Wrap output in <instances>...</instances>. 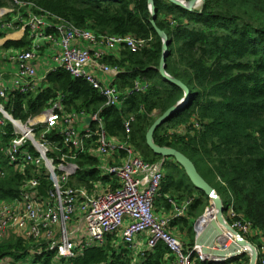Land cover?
Segmentation results:
<instances>
[{"label": "trees", "instance_id": "16d2710c", "mask_svg": "<svg viewBox=\"0 0 264 264\" xmlns=\"http://www.w3.org/2000/svg\"><path fill=\"white\" fill-rule=\"evenodd\" d=\"M19 1L33 3L42 11L98 35L143 40L135 51L122 44L100 59L121 71L114 81L120 93L119 107L105 106L99 91L61 68L46 75L45 87L27 93L13 90L0 102L15 118L26 120L40 114L48 101L59 94L66 112L98 113L109 137L127 141L147 162L162 161L164 178L156 205L171 217L176 205L189 200L184 214L172 218L168 227L174 224L185 228L184 248L190 250L195 237L190 222L203 214L209 198L194 188L174 159H163L145 144L146 131L153 121L184 96L158 72L163 38L150 23L148 0ZM153 4L155 24L168 41L166 72L190 91L185 105L156 129L154 141L179 150L194 163L220 197L229 223L227 211L231 208L238 219L250 224L253 232L246 236L257 249L256 264H264V0H201L199 7L194 5L191 9L168 0H153ZM0 7L16 8L12 0H0ZM19 11L25 16L24 8ZM11 18L7 15L5 20ZM27 35L24 29L20 38L11 39L0 29L3 49H28ZM137 81L143 89H135ZM90 127L96 128L93 123ZM2 128L7 134L0 135V166L5 171L0 178V199H10L33 175V168L26 165L21 173L8 164L2 148L12 137L11 128L8 124ZM179 128L184 132H175ZM45 138L55 159L70 155L58 130H51ZM67 160L78 165L71 185L93 191V182L110 180L109 176L99 175L95 168L98 161L89 153H77ZM50 187L47 177H38L36 189L41 199H45ZM224 263L248 264L249 256L244 253ZM0 264L174 263L162 242L151 250L135 252L120 243L117 234H110L101 246H77L74 257L62 259L48 249L45 240L34 241L17 234L0 241ZM194 264L216 263L194 260Z\"/></svg>", "mask_w": 264, "mask_h": 264}, {"label": "built area", "instance_id": "2783aa9c", "mask_svg": "<svg viewBox=\"0 0 264 264\" xmlns=\"http://www.w3.org/2000/svg\"><path fill=\"white\" fill-rule=\"evenodd\" d=\"M12 1L16 8L0 7V29L5 30L7 36L18 34V38L26 29L30 44L28 49H9L4 56L10 70L0 73V99L13 90L27 93L46 86L45 77L36 75L35 64L41 52L47 49L56 68L85 80L105 98V106H120V93L114 81L121 71L100 59L122 44L135 51L143 45V40L98 35L42 11L33 3ZM19 8L25 9V16ZM7 15L12 18L5 20ZM100 73L106 74L109 81H101ZM140 88L144 86L137 81L135 89ZM86 117L90 118L89 123L85 122ZM91 123L95 124V130L90 127ZM5 124L11 128L12 135L2 148L8 164L21 173L30 165L33 175L24 181L17 196L0 202V241L10 234L34 241L43 239L58 258L69 259L75 256L77 246H101L108 235L119 233L129 249L134 248L138 239L143 240L144 248L149 250L159 242L164 243L174 264L210 261L195 244L190 250L185 249L181 240L168 229L172 218L184 214L189 200L176 205L171 217L156 214V197L164 178L162 161L147 162L127 141L109 137L98 113H68L58 94L40 114L26 120L15 118L0 102V135L7 134L2 128ZM124 127L128 133L129 121ZM51 130L60 132L62 144L69 148L70 155L62 154L59 159L50 155L52 149L45 135ZM84 152L97 159L95 168L99 175L110 178L107 182H93V191L70 184L78 165L67 158L72 160L75 154ZM4 176L5 171L0 166V178ZM41 176L51 182L45 199H41L36 189ZM227 216L231 223L225 218L226 222L249 241L244 235L253 232L250 224L238 219L231 208ZM71 217L80 225H68ZM79 227L84 228L85 236H80ZM200 231L198 225L194 226L195 235ZM229 233L216 239L215 247L233 243L236 236ZM228 259L231 258L221 263Z\"/></svg>", "mask_w": 264, "mask_h": 264}, {"label": "water", "instance_id": "95a60500", "mask_svg": "<svg viewBox=\"0 0 264 264\" xmlns=\"http://www.w3.org/2000/svg\"><path fill=\"white\" fill-rule=\"evenodd\" d=\"M178 6L186 9H191L192 6L199 3L201 0H168ZM152 19L150 23L159 36L163 38L162 50L163 54L159 62L158 72L160 76L167 82L173 84L180 90H182L184 96L182 100L175 105L169 107L161 115H159L153 123L149 126L145 134L146 146L156 155L161 156L163 159L172 158L174 159L184 170L185 175L191 184L209 198V201L213 203L216 208V215L208 221V223L201 229V231L195 235L194 244L200 247V251L205 259H210L216 263H221L226 258H233L241 254L246 253L249 256L248 264H256L257 249L249 241L245 240L236 230H234L224 218V206L222 201L213 187L199 174L194 163L179 150L170 146H161L154 141V132L156 129L163 124L176 110L181 109L188 101L190 91L188 87L179 79L170 76L166 72L165 60L167 54L168 41L165 33L160 30L155 24V7L153 0H148ZM85 122L89 123L90 118L86 117ZM204 213L200 215L194 222V226L198 225L201 221ZM225 228L232 234H234L235 240L229 246H216L215 241L223 234Z\"/></svg>", "mask_w": 264, "mask_h": 264}, {"label": "crops", "instance_id": "0c3cea01", "mask_svg": "<svg viewBox=\"0 0 264 264\" xmlns=\"http://www.w3.org/2000/svg\"><path fill=\"white\" fill-rule=\"evenodd\" d=\"M18 34H16V35H14V34H10V35H8L7 37H9V38H11V39H18ZM2 45H3V41H2V43H1V41H0V48L1 49H3V47H2ZM9 49H12V48H7L6 49V53H5V55L7 54V53H9ZM115 51V50H114ZM114 51H111L110 53H114ZM3 57H2V61L0 62V73L1 72H5V71H9L10 70V66H9V64H8V62L5 60V58H4V55H2ZM36 70H37V73L40 75V77H41V75H42V77L45 75V77H46V75L48 74V73H50L51 71H54L55 69H57L56 68V66L54 65V60H53V57H52V54H51V52H48V50L46 49V50H43L42 52H41V54H40V56H39V58H38V60L36 61ZM44 74V75H43ZM99 79L101 80V81H103V82H108L109 81V77L106 75V74H102V73H100V75H99ZM4 199H0V202L1 201H3ZM155 211H156V214L158 215V216H161V217H167V216H169L167 213H168V211H163V208L162 207H158L157 205L155 206ZM205 213L206 212H204V215H205ZM208 217H211V213L209 212L204 218L206 219V218H208ZM203 221V220H202ZM202 221H200V223H199V230H201L202 229ZM74 224H76V225H80V223L77 221V222H74ZM81 229V233H80V236H85V234H86V232H85V230H84V228L83 227H79V230ZM168 229H169V231L173 234V235H175L176 237H178L180 240H181V242L183 243V245L184 246H186L184 243H187V235H186V230H185V228L183 227L182 229H179V227H178V225H170L169 227H168ZM193 231H194V225H193ZM195 233V232H194ZM15 236V235H14ZM14 236L13 235H8L5 239H9V238H14ZM225 235L224 234H222V237H224ZM117 237H118V241L121 243V238H120V234L119 233H117ZM4 239V240H5ZM194 239H195V237H194ZM144 248V245H143V240H141V239H138L136 242H135V246H134V248H133V250L135 251V252H139L140 251V249H143ZM210 260V259H209ZM210 261H212V262H214V263H216L215 261H213V260H210ZM216 264H226V263H216ZM232 264V263H231Z\"/></svg>", "mask_w": 264, "mask_h": 264}, {"label": "rangeland", "instance_id": "374dc122", "mask_svg": "<svg viewBox=\"0 0 264 264\" xmlns=\"http://www.w3.org/2000/svg\"><path fill=\"white\" fill-rule=\"evenodd\" d=\"M182 1H185V0H182ZM198 4V3H197ZM197 4H195V5H197ZM197 7H199V5H197ZM1 41V40H0ZM116 50V49H115ZM5 53H6V50L5 49H1L0 48V55H4L5 56ZM0 61H1V59H0ZM36 75H38V77H40V75L39 74H36ZM44 75V74H43ZM41 77H42V75H41ZM44 77H45V75H44ZM175 132H177V133H183L184 132V129L183 128H179L178 130H176ZM208 207V209L206 210V208ZM207 207L204 209V212H206L205 214H207V213H212V210L213 209H215L214 207H213V204H212V202H210L209 201V199H208V205H207ZM206 210V211H205ZM203 212V213H204ZM205 216V215H204ZM224 218H226V216L224 215ZM195 220L196 219H194V220H192L191 222H190V224L192 225V228H193V225H194V222H195ZM74 223V220H73V217H71L70 218V220H69V222H68V225H71V224H73ZM225 236H229L230 234H224ZM224 236V237H225ZM244 237L246 238V239H248V240H250L249 238H248V236H246V235H244ZM30 259V258H29ZM31 260V259H30ZM26 261H28V259H26Z\"/></svg>", "mask_w": 264, "mask_h": 264}, {"label": "bare ground", "instance_id": "6f19581e", "mask_svg": "<svg viewBox=\"0 0 264 264\" xmlns=\"http://www.w3.org/2000/svg\"><path fill=\"white\" fill-rule=\"evenodd\" d=\"M212 204H213V203H212ZM213 207H214V205H213ZM214 208H215V207H214ZM207 214H208V213H207ZM207 214H205V216H206ZM215 215H216V208L212 210L211 217H208V218H206V219H204V220L202 221V228H203V227L208 223V221H209L210 219H212V217L215 216ZM205 216L203 215L202 219H203ZM202 219H201V220H202ZM199 223H200V221H199ZM199 223H198V225H199ZM223 230H224L223 234H230V233L228 232V230H226L225 228H224ZM221 236H222V235H221Z\"/></svg>", "mask_w": 264, "mask_h": 264}]
</instances>
